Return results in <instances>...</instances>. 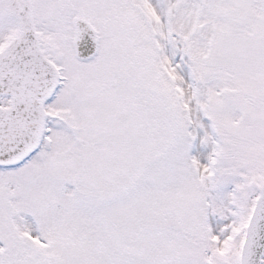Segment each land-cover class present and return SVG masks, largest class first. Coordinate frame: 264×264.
Here are the masks:
<instances>
[{"label":"snow or ice","instance_id":"6c2138e0","mask_svg":"<svg viewBox=\"0 0 264 264\" xmlns=\"http://www.w3.org/2000/svg\"><path fill=\"white\" fill-rule=\"evenodd\" d=\"M0 264H264V0H0Z\"/></svg>","mask_w":264,"mask_h":264}]
</instances>
